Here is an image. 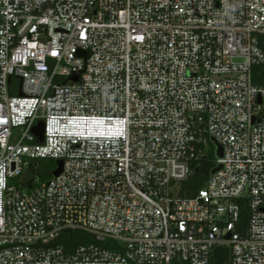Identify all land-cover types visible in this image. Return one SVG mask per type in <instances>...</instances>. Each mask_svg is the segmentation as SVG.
I'll return each instance as SVG.
<instances>
[{
    "label": "built area",
    "instance_id": "1",
    "mask_svg": "<svg viewBox=\"0 0 264 264\" xmlns=\"http://www.w3.org/2000/svg\"><path fill=\"white\" fill-rule=\"evenodd\" d=\"M257 67L264 0H0V264H264ZM28 159L61 173L26 192Z\"/></svg>",
    "mask_w": 264,
    "mask_h": 264
},
{
    "label": "trees",
    "instance_id": "2",
    "mask_svg": "<svg viewBox=\"0 0 264 264\" xmlns=\"http://www.w3.org/2000/svg\"><path fill=\"white\" fill-rule=\"evenodd\" d=\"M216 160L212 156H205L195 163L190 178L182 184L180 196L182 198H192L201 190L210 177L211 170L215 167ZM56 169V161L52 159H28L26 160L24 173L20 180L15 181L16 186L26 192L47 183L52 178V173ZM241 219H246L245 208L242 210ZM58 244L63 246L67 253L73 251L79 245L90 244L92 237L81 231H63ZM228 259L226 249L217 248L214 251L211 264H224Z\"/></svg>",
    "mask_w": 264,
    "mask_h": 264
},
{
    "label": "water",
    "instance_id": "3",
    "mask_svg": "<svg viewBox=\"0 0 264 264\" xmlns=\"http://www.w3.org/2000/svg\"><path fill=\"white\" fill-rule=\"evenodd\" d=\"M78 55L79 56L82 55L84 57V54L79 53ZM70 80L71 81H74V82L77 81L76 78H71ZM18 95L19 96H22L21 92H19ZM33 133L35 134V136H37L39 142H42L43 141V137H42V134H43V124L42 123H38V125L34 127ZM214 144H215V147H216V156L217 157H221L222 156V148L216 142H214ZM62 165H63L62 161H60V160L56 161V169L53 171L52 177H57L61 173ZM219 169H220V166H217V167L213 168L211 170V173L210 174L213 175Z\"/></svg>",
    "mask_w": 264,
    "mask_h": 264
},
{
    "label": "rangeland",
    "instance_id": "4",
    "mask_svg": "<svg viewBox=\"0 0 264 264\" xmlns=\"http://www.w3.org/2000/svg\"><path fill=\"white\" fill-rule=\"evenodd\" d=\"M252 77H253V83L257 86L262 84V81L264 79V67H257L253 69V73H252ZM205 155L207 157L212 156L214 157V159H217L216 156V147L215 144L213 142L210 141L209 145L205 147L204 149ZM55 162V160H53Z\"/></svg>",
    "mask_w": 264,
    "mask_h": 264
}]
</instances>
